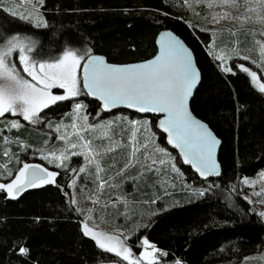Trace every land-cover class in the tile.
Wrapping results in <instances>:
<instances>
[{
    "label": "trees",
    "instance_id": "trees-1",
    "mask_svg": "<svg viewBox=\"0 0 264 264\" xmlns=\"http://www.w3.org/2000/svg\"><path fill=\"white\" fill-rule=\"evenodd\" d=\"M200 3L197 0H187V5L184 0H44L40 11L47 27L13 16L2 7L0 23L8 27L4 37L18 34L49 39V43L41 44L32 53L31 60L37 65L56 61L66 47L90 48L93 55L104 56L112 64L143 62L157 54L156 40L160 33L170 30L180 36L193 51L201 73V84L191 109L222 142L219 156L222 174L209 181L199 179L168 148L166 137L158 129L159 118L140 117L141 122L147 121V130L137 131V139L150 138L149 148L154 158L159 157L156 148H165L179 172L162 169L159 176L155 173L141 176L139 166L131 170L128 192L145 201L146 213H159L150 221L145 220L147 227L139 233H132L129 246L139 255L140 240L146 238L160 251L164 264L178 261L180 264H262L259 256L264 255V219L257 206L244 199L239 185L243 178L264 171V93L253 85L247 73L237 68L235 61L231 72L222 69L211 47L213 34L197 25L193 6ZM77 103L84 105L92 120L105 122L114 118L124 127L116 139L130 150L127 145L132 129L127 121L137 115L124 111L106 114L88 95L59 101L44 109L40 117L51 118L52 124L61 123L71 117ZM38 129L30 132L32 148L26 150L19 143L4 144L0 136V183L11 181L25 161L58 173L55 184L29 188L15 199L0 189V264L115 261L113 254L99 248L92 237L84 234L85 214L72 200V181L77 174L72 169H78L82 158L72 156L64 167H57L55 160L46 161L45 151L54 143L55 136L42 132L44 127ZM95 180L94 177L83 184L94 188ZM201 191L205 193L203 196L199 195ZM20 246L28 249L27 255L19 253Z\"/></svg>",
    "mask_w": 264,
    "mask_h": 264
},
{
    "label": "snow or ice",
    "instance_id": "snow-or-ice-1",
    "mask_svg": "<svg viewBox=\"0 0 264 264\" xmlns=\"http://www.w3.org/2000/svg\"><path fill=\"white\" fill-rule=\"evenodd\" d=\"M202 2V0H197ZM187 5V0H184ZM218 4L222 11L211 15V23H220L221 21L231 23L237 29H244L247 25L260 24L264 27V0H209L207 7H213ZM258 4V7H254ZM227 9V10H224ZM241 9H243L241 11ZM12 15H17L13 12ZM21 19H28L27 16H21ZM37 26L47 27L46 23L38 22ZM233 36L236 31L229 29ZM166 38V39H165ZM0 43L4 47L0 48V117L6 113L12 115H21L29 123H38L41 120L40 112L50 104L57 101H65L70 97L79 95H91L102 102L101 107L109 111L118 106H126L140 113H160L164 118L159 120L158 127L167 133L168 142L180 150L185 163L192 165L196 172L205 179L208 176L220 175L219 166L216 164L214 153L216 146L220 141L213 135L205 123L197 120L189 110V100L196 89L200 73L194 62L191 51L176 37L170 33H165L162 37L161 50L158 56L150 62L136 65L116 66L106 62L103 57L93 55L90 48L76 49L68 48L63 52L60 59L54 63L39 62L38 67L40 75L34 69L37 63L31 62V57L25 53L34 51V42L22 38L18 35L11 37H0ZM259 43V42H257ZM260 55L264 56V45H260ZM13 53L18 54V59L23 65V72L27 73L31 81L24 79L17 71L9 57ZM218 60H225L226 56L221 54L216 57ZM241 59L248 60L249 57L243 56ZM255 63V61H253ZM241 71L251 77L254 86L258 87L261 93H264V83H257V72L251 71L244 65L238 66ZM45 68H55L56 72H45ZM231 72L232 68L224 69ZM79 72V75H78ZM66 89V95H53L49 89L55 86ZM82 85V86H81ZM82 105L77 103L75 109L77 112ZM83 119L86 121L87 116ZM131 126V135L128 140L129 153L124 158L123 165L112 175L113 169H116V162L108 164L107 167L101 164L104 157L116 152L121 146V142L116 140L120 132H112V123L108 124H91L84 125L81 132L97 131L107 129L103 135L97 139L107 141L99 145L94 144L93 140L85 139L84 136L76 134L75 142L68 140L65 151H71V155H82L87 166L79 169H72L73 172L86 173L91 171L97 180V191L104 190L106 187L114 189L118 186L112 181L117 177H125V173L130 167L140 168V175L155 173L160 175L161 170H171L179 172L172 158L165 159L169 154L163 148H156L155 152L159 154L154 158L149 144L150 138L143 137L137 139V131L147 130V121H127ZM12 127H19L18 123H13ZM139 126V127H138ZM76 125L73 124L75 129ZM57 131L60 128L57 127ZM65 140V136L60 137ZM85 151H76L77 148ZM7 155V153H5ZM55 157V153L51 154ZM49 159L48 156L44 157ZM60 163L57 167H64V161L68 159L67 155L61 153L55 157ZM7 175L12 176L11 172ZM58 173L50 172L47 168L40 165L23 164L18 170L11 183H0V189L5 190L7 195L13 199L27 188L40 187L43 184H55ZM244 183L251 184L245 180ZM76 185V179L72 181V186ZM59 187V186H58ZM205 193L201 191L199 195ZM256 196L264 195L257 192ZM95 197V198H94ZM88 199L94 205L100 204L98 196H88ZM119 197L113 199V203L119 201ZM251 203L248 197H244ZM75 203V201H73ZM155 201H153L154 203ZM107 205H102L106 207ZM92 209H89V213ZM260 215L264 217V212ZM91 219V216L88 217ZM147 227V226H145ZM85 235H90L96 240L98 246L109 252L114 253L117 257H122L128 261L131 256V249L124 246V240L121 239L122 233H106L96 231L90 228L87 223L83 225ZM107 241L111 246H106ZM143 245L152 248V252H145L144 260L148 264H157L154 259L156 253L154 245L143 239ZM18 251L22 255L28 254V249L20 246ZM166 256L167 253H162ZM131 264H141V260H132ZM177 264H180L178 261Z\"/></svg>",
    "mask_w": 264,
    "mask_h": 264
},
{
    "label": "rangeland",
    "instance_id": "rangeland-1",
    "mask_svg": "<svg viewBox=\"0 0 264 264\" xmlns=\"http://www.w3.org/2000/svg\"><path fill=\"white\" fill-rule=\"evenodd\" d=\"M43 1L44 0H0V7L6 9L11 15L13 12L17 13V15H15L16 17H19V18L21 16L29 17L28 19H23V20L30 21L37 26L38 22H41V21L44 22V17L40 11V6L43 3ZM207 2H209V0H203L200 4H198L199 7L197 4H195L193 6V9L196 14L197 25L200 28L210 31L213 34L211 47L215 51L214 52L215 56L217 57V55H221V54L226 56L225 60L223 61L219 60L221 63L222 69H225L226 67H230L233 70L232 63L235 61V65L237 66V68H239L238 67L239 65H244L245 67H248L251 71L257 72V83H264V56L260 55V52H261L260 45H264V27H262L260 24H254V25L250 24V25L245 26L244 29H237L235 25L224 22V21H221L220 23H211L210 22L211 15L213 13L222 11V9L216 3L213 4V7L209 8L207 7ZM253 6L258 7L259 5L254 4ZM224 10H227V9H224ZM242 10L243 9H241V11ZM40 27H43V26H40ZM229 29L235 30L236 35L233 36L231 32L229 31ZM7 30H8V27L0 23V37H4L5 34L8 32ZM12 35H18V34L7 35L6 37H11ZM18 36L34 42V51L41 44L49 43L48 41L49 39L44 36L42 37L37 36V38L27 36V35H18ZM2 47H4V43H0V48ZM68 48H72V47H66L65 49H63V51L58 54V59L62 57L63 52ZM34 51H32L31 53L26 52L25 54L29 55L32 58V55H33L32 53ZM243 56H247L249 57V59L248 60L241 59V57ZM9 60L13 64H15V67L21 77L31 81L32 78L28 76L27 73L23 72L22 70L23 65L19 61L17 53H13V55L9 57ZM253 61H255V63H253ZM31 62L33 61L31 60ZM54 62H45V63H54ZM17 64L21 66V69L18 67ZM34 71H36L38 75L41 74L38 65L36 69H34ZM44 71L48 73H53V72H56L57 69L45 68ZM78 75H79V72H78ZM256 88L258 89V87ZM49 91L53 95H66L67 94V90L59 88L58 85L55 87H52L51 89H49ZM76 97H70V98H76ZM58 102L59 101H57L56 103ZM52 105L54 104H50L48 107ZM81 105H82V108L79 110V112H77L74 107V109L71 112L72 114L70 118L65 119L66 121H63L61 123H56V124H52L53 121L51 118H41L40 122L38 123H29L28 121H25L23 117L19 114L12 115V114L6 113L4 117H0V136L3 139V143L8 146H12L13 144H16V143L22 144L21 149L23 150L32 148L31 147L32 145L30 144V141L28 138L30 132L37 131L39 130L38 128L44 127L45 129L42 132H45L49 134L50 136H55L54 143L51 144L45 151V156L49 157V159H46V161L55 160L57 163H60V161L55 159V157H59L61 153H64L65 155H67L68 159L73 156L71 155V151H65V148H66V142L69 139L75 142L76 134H80L84 136L85 139L93 140L94 144L96 145H99L101 143H107V141H101L97 139L98 136H101L104 134V132L108 131L107 129L81 132V128L84 125L86 124L88 125L108 124L109 122H111L112 132H108L109 135H112L114 130H118L121 133L124 131V127H120L116 121H113L114 118H108L105 120V122L92 120L90 116L87 114V111L84 105L83 104ZM44 109H42L41 112ZM41 112H40V115H41ZM111 115H115V113ZM84 116H87L86 121L83 119ZM140 117L141 116H137L136 118L132 119V121L141 122ZM13 123H18L19 127H12L11 125ZM73 124L76 125L75 129L73 128ZM57 127L60 128V131L56 130ZM26 135L27 137L24 139V136ZM61 136H65L66 139L61 140L60 139ZM17 138L18 140H15ZM121 144L122 146L116 152L107 154L104 157V159L101 161V164L105 167H107V165L112 163L113 161L116 162V169L112 170L111 172L112 175H114L115 171L123 165L124 158L130 151V150H127L124 142H121ZM8 149L6 150L7 153L10 152V150ZM163 149L166 151V153H168L165 148ZM76 151L78 152L85 151V149H81L78 147ZM52 153H55V157L51 155ZM85 154H87L86 151H85ZM75 156H80L82 158L81 162L78 163V169L81 167L87 166L84 156L82 155H75ZM169 157L172 158V163H174L173 162L174 158L171 157L170 155L164 158L168 159ZM68 159L65 160L64 163L67 162ZM25 163L29 164L27 161H25ZM30 165H37V164H30ZM22 167L23 165L20 167V169ZM135 168L133 167L128 168L127 172L125 173V177L123 178L117 177L116 180L112 181L113 183L118 184V186L114 189H109L106 187L104 190L97 191V180H95L96 187L94 188L88 187L89 184H86V185L83 184L86 181L90 182L91 179L94 178L91 171L86 172V173L77 172L75 176L76 185L74 187L72 186L73 188L72 200L75 201V204L80 205L81 211L84 212L85 223H87L90 228H93L96 231H103L109 234L122 233L123 234L121 236L122 240H124V237H128V239L124 240V246L130 249L131 247L129 246V240L132 237V233H139V231L148 223V222L145 223V220L150 221L159 213L157 211L151 214L146 213L143 210V206H144L143 202L145 201H142L141 198H138L136 194L128 192V189H127L128 184L130 181H132V176H130L131 175L130 172L132 169H135ZM245 180L250 181L251 184L244 183ZM11 182L12 180L8 181L7 183H3V184H8ZM239 187H240L241 193L245 197H248L251 200V203L255 207L257 206L256 208L258 209L257 211L259 215L261 212H264V195H261V196L255 195V193L257 192L264 193V171H262L260 174H258L255 177L243 178ZM93 193H95V196L99 197L100 199L99 205H94L88 199V196L93 195ZM113 196H115V198L116 197L120 198L119 201L116 202L115 204L113 203V199H111V197ZM105 204L107 206L102 207V205H105ZM107 207H109L108 210H107ZM89 209H92L91 213H89ZM89 216H91V219H88ZM262 218L264 219V217ZM143 239L145 238H141L140 240L142 251L139 255H136L131 249V256L129 260L124 261L122 257H117L114 253H111L115 256L116 260L113 262L101 263V264H131L132 260H136V259L141 260V264H148V261L144 260L143 257L146 251L152 252L153 250L152 248H149L143 245ZM105 243H106V246H111V244H109L107 241H105ZM149 244L153 245L150 242ZM160 254H161L160 251H158L154 259L157 261V264H164L163 261L161 260L163 256L161 257ZM259 259L262 262V264H264V255L259 256ZM174 264H177V263H174ZM252 264H255V263H252Z\"/></svg>",
    "mask_w": 264,
    "mask_h": 264
},
{
    "label": "water",
    "instance_id": "water-1",
    "mask_svg": "<svg viewBox=\"0 0 264 264\" xmlns=\"http://www.w3.org/2000/svg\"><path fill=\"white\" fill-rule=\"evenodd\" d=\"M165 33H170L172 36L178 38V39H179V40H180V41H181V42H182V43H183V44H184V45H185V46L191 51L192 56H193V58H194V62H195V64H196V67H197V69H198V71H199V73H200V70H199V68H198V66H197V63H196L195 55H194L193 51L191 50V48L186 44V42H185L180 36H178L177 34H175L174 32H172V31H170V30H165V31H163L162 33H160V34L158 35L157 40H156V43H157V54H156L153 58L148 59V60H146V61L138 62V63H131V64H112V63L108 62V60H107L106 57H104V56H100V55H97V56L103 57V58L106 60L107 63L112 64V65H116V66L136 65V64H141V63H145V62H150V61H152L153 59H155L156 56L159 55L160 50H161L162 37L165 36ZM165 39H166V38H165ZM200 84H201V73H200V80H199V83H198L196 89H194L192 97H190L188 107H189V110H190V112L192 113V115H193L197 120L201 121L202 123H205L204 121H202L201 119H199V118H198V117L192 112V109H191V103H192V100H193V98H194V96H195L197 90L199 89ZM88 96H89L93 101H96V102L101 106V104H102L101 101H99L98 99L92 97L91 95H88ZM101 109H102V111H103L104 113H106V114H113V113H117V112L124 111V112H129V113L135 114V115H137V116H141V117L152 116V117L159 118V120H161V119L164 118V115H163V114H160V113H140V112H137V111H135V110H133V109H129V108H127L126 106H118V107H116V108H114V109H111V110H109V111L104 110L102 107H101ZM159 120H158V122H159ZM205 124L208 126L209 130L213 133V135H214V136L220 141V143H219V144L216 146V148H215L214 158H215L216 164L219 166V171H220V175H221V174H222V168H221V164H220V161H219V156H220V151H221V147H222V142H221V140L216 136V134L213 132V130L210 128V126H209L207 123H205ZM158 129H159L160 132L166 137V143H167L168 148H169L170 150H172V151H175V152L180 156L182 163H183L186 167L190 168V169L195 173V175H196L199 179H201V180H203V181H209V180H213V179H215V178H217V177L220 176V175H218V176H217V175H212V176H208L206 179H205L204 177H201V176L196 172L195 168H194L192 165H190V164L184 162L183 157H182V154L180 153V150H179L178 148H175L174 145H172V144H170V143L168 142L167 133H165V132L163 131V129H161V128H159V127H158ZM27 189H29V188H27ZM27 189H26V190H27ZM24 191H25V190H24ZM22 192H23V191H22ZM22 192H21V193H22ZM19 194H20V193H19ZM19 194H18V195H19Z\"/></svg>",
    "mask_w": 264,
    "mask_h": 264
}]
</instances>
